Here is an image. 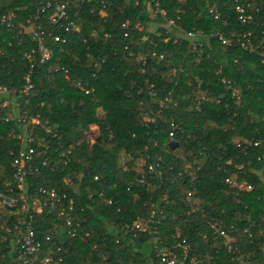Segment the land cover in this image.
Segmentation results:
<instances>
[{"label": "trees", "instance_id": "obj_1", "mask_svg": "<svg viewBox=\"0 0 264 264\" xmlns=\"http://www.w3.org/2000/svg\"><path fill=\"white\" fill-rule=\"evenodd\" d=\"M100 1L85 4L73 18L80 31L65 45L52 44L48 33L65 34L45 23L52 57L33 68L22 53L36 44L17 46V33L26 29L33 9L16 12L14 28L0 26V85L9 91L2 98L16 105L0 112L10 118L0 120V194L16 192L10 153L20 149L23 116L38 115L57 138L41 126L28 129L44 139L42 146L34 145L37 172L26 178L28 202L44 201L40 190L65 195L60 205L35 215L41 257H51L53 264H156V247L180 253L189 244L202 264H239L232 261L235 256L264 264V0H103L106 12ZM20 4L0 0V17ZM237 6L251 16L249 24L238 21ZM157 9L179 29L166 28ZM125 22L140 23L143 31H130L125 39ZM157 23L164 28L151 33L150 24ZM190 31L203 36L187 39L184 33ZM216 31L240 39L250 33L255 50L236 42L225 48ZM139 53L146 56L144 66L135 62ZM53 66L68 69V79L48 73ZM27 76L33 89L22 93ZM223 79L237 90L239 105ZM78 82L93 91L86 95ZM152 110L161 117L146 124ZM91 125L98 136L88 147L83 140ZM68 149L70 162L56 165ZM229 179L244 181L251 190L234 188ZM188 193L200 203L197 212H190ZM70 200L74 211L67 215L80 225L74 237L66 216L58 217ZM153 211L162 212L159 224ZM138 220L152 221L147 233L133 229ZM209 222L233 238L231 251ZM3 236L0 264H12L16 255Z\"/></svg>", "mask_w": 264, "mask_h": 264}, {"label": "built area", "instance_id": "obj_2", "mask_svg": "<svg viewBox=\"0 0 264 264\" xmlns=\"http://www.w3.org/2000/svg\"><path fill=\"white\" fill-rule=\"evenodd\" d=\"M7 2L18 1L21 3L19 6H16L14 10L3 14L0 17V26H5L8 29L14 28V21L16 20V12H27L30 9H33L31 15L26 19L25 26L26 29H20L18 31V36L21 37L20 42L17 46L26 45L29 43L36 44V48L25 49L22 53L23 59L31 62V68L37 62V64H46L51 60L52 53L51 50L46 47V30L44 28V24H49L52 27H57L63 32L65 35H54L52 32L48 33L50 37V41L52 44L65 45L68 40L67 37L69 35L78 34L80 31V27L75 23V19L77 18L79 13L85 4L93 3V0H6ZM101 6V10L107 11L106 3L101 0L97 2ZM157 14L161 15L162 18L166 21V28H176L179 29L173 20L167 19L165 16V12L159 9L155 10ZM238 14V21L242 25H247L251 21V16L246 15V10L242 7L237 6L236 8ZM93 10L91 11V13ZM177 13H180L178 11ZM209 13L214 19H217L216 11L214 9H210ZM121 28L125 30L123 37L125 39L130 37V31L142 32L143 26L140 23H136L134 26L130 27L129 22H125L121 25ZM184 36L187 39H194L198 36H203L201 31H190L184 33ZM249 34H244L242 38H235V35L226 36L221 31H216L214 33V37L221 43V45L225 48H229L236 43H240V46L244 50H248L249 52H253L255 50L253 44L249 40ZM28 38V40H24ZM108 38V37H107ZM236 40H234V39ZM193 48H196L197 45L193 44ZM264 55V54H263ZM146 61V56L142 54H138L135 58V62L139 65L144 66ZM103 62V61H101ZM95 68L98 67V63L94 65ZM48 73L57 74L61 73L64 79H68L69 71L64 67L53 66L48 69ZM218 75L221 74V69L217 72ZM25 83L22 88V93H28L33 89V85L30 80V76L25 77ZM225 89L227 91H231L232 99H234V104L239 105L240 100L239 96H237V90L233 87L230 81L225 79L222 80ZM76 87L84 91L86 95H89L93 90H84L83 85L78 82L76 83ZM152 86H148L146 90L148 91L151 97H155V93L151 90ZM9 91L6 87L0 85V112L3 110H8L10 105L16 106L14 102H7L3 100V95L7 94ZM160 115L158 112H154L153 110L145 116L144 122L146 124L154 123L155 120L160 119ZM0 120L5 122L10 121V118L7 116L0 115ZM30 125L41 126L45 133L50 136L52 139L57 138V131L52 130L47 127L48 122H42L38 115L34 117H28L26 115L23 116L21 120V129L23 130L22 134L17 135V139L20 142V149L10 155L13 157L12 162L10 164L11 169L13 170V178L16 184L15 191L9 188V185L6 187L9 188L8 192L10 193V197H5L0 194V196L4 200L5 209L8 212V216L5 217L3 222H0V235H4L2 237V242L9 243L11 246V252L16 256L12 259V264H53V259L49 256L41 257L42 253V243L36 237V230L34 227L35 215L41 214L42 211L46 208L52 210L55 206L61 204L63 199H65V195L60 196L54 190H40L39 193L44 198V201H40L37 198H34L29 204L28 196L25 192V182L27 176L32 174L33 172H37V168L34 165V160L36 154V150L34 149V145L38 147L42 146L44 143V139L36 137L33 130L28 131ZM98 128L95 125H91L89 127V131L86 133L83 143L91 147L97 140V136L95 135V131ZM170 137H173V134L170 133ZM247 146H250V142H245ZM256 145V144H255ZM46 147V145H45ZM71 154V150L68 149L60 155V158L55 162L56 165L63 164L67 165L70 162L68 158ZM46 161L42 163L45 165ZM150 171H153V166L149 167ZM192 179L194 177L190 174ZM97 178L95 177L94 180ZM227 182L232 187H237L239 190L245 189L247 191L251 190L249 185H246L244 181L242 182H234L231 179L227 180ZM15 194V195H14ZM187 201L191 205L190 212L194 213L199 210L200 203L196 199H193L194 195L192 193L187 194ZM8 199V201H6ZM166 198H164L165 200ZM110 204V202H108ZM159 209V208H158ZM161 210V209H159ZM74 205L73 201H69V205L67 210L63 207L59 209L58 217L66 216V226L72 229L70 232V236L74 237L76 232H79L80 225L73 224L70 217H68L67 212H73ZM189 212V213H190ZM161 211H153V216L155 217L154 224H159L161 218ZM149 224H152V221L148 222L138 220L133 223V229L140 231L141 233H147L149 230ZM208 226L211 230H213L214 235L217 238H220L224 241V246L228 249V251L232 250L233 238L223 229L214 225L212 222L208 223ZM46 241H50V236L45 238ZM8 248V247H6ZM237 250V248L235 249ZM262 253L264 254V245L261 248ZM155 258L156 264H202L204 263V259L199 257L191 252L190 245H184L182 247V252L177 253L172 250H168L165 248H155ZM232 261L239 264H249V261H243V259L239 256H235ZM85 264H93L91 262H87Z\"/></svg>", "mask_w": 264, "mask_h": 264}, {"label": "rangeland", "instance_id": "obj_3", "mask_svg": "<svg viewBox=\"0 0 264 264\" xmlns=\"http://www.w3.org/2000/svg\"><path fill=\"white\" fill-rule=\"evenodd\" d=\"M149 11L151 12V8L149 9ZM162 11V10H161ZM157 12L154 10V14H156ZM151 15V20H154L155 19V15ZM158 24V23H157ZM164 28V25L163 24H158V25H154V24H150V27H149V31H151V33H157L158 32V29H163ZM95 133H97V130L95 131ZM98 136V133L95 135V137ZM120 164H122L124 162V159L121 161H119ZM136 166H137V170L138 171H141L142 170V166H143V162L140 161V159H138L136 161ZM139 167V169H138ZM0 174H1V171H0ZM0 216L1 217H6L8 216V212L7 210L5 209V205H4V200L3 198L0 196Z\"/></svg>", "mask_w": 264, "mask_h": 264}, {"label": "water", "instance_id": "obj_4", "mask_svg": "<svg viewBox=\"0 0 264 264\" xmlns=\"http://www.w3.org/2000/svg\"><path fill=\"white\" fill-rule=\"evenodd\" d=\"M6 201H8V199H6Z\"/></svg>", "mask_w": 264, "mask_h": 264}]
</instances>
